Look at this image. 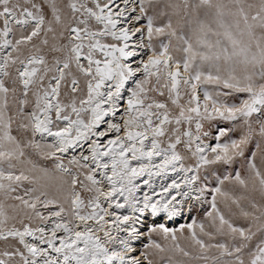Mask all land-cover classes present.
<instances>
[{
	"label": "snow or ice",
	"instance_id": "6c2138e0",
	"mask_svg": "<svg viewBox=\"0 0 264 264\" xmlns=\"http://www.w3.org/2000/svg\"><path fill=\"white\" fill-rule=\"evenodd\" d=\"M0 264H264V0H0Z\"/></svg>",
	"mask_w": 264,
	"mask_h": 264
},
{
	"label": "rangeland",
	"instance_id": "374dc122",
	"mask_svg": "<svg viewBox=\"0 0 264 264\" xmlns=\"http://www.w3.org/2000/svg\"><path fill=\"white\" fill-rule=\"evenodd\" d=\"M157 184H159V178H157ZM145 192H147V191H149V189L145 186L144 187V189H143ZM143 193H137V195H142ZM185 222H189V221H187V220H185V219H181L180 221H178V222H175V223H173V222H170L169 224H168V226L170 227V228H176V227H178V225H179V223H185Z\"/></svg>",
	"mask_w": 264,
	"mask_h": 264
},
{
	"label": "bare ground",
	"instance_id": "6f19581e",
	"mask_svg": "<svg viewBox=\"0 0 264 264\" xmlns=\"http://www.w3.org/2000/svg\"><path fill=\"white\" fill-rule=\"evenodd\" d=\"M72 154H73V153H71V152L69 153V155H72ZM76 154H78V153H76Z\"/></svg>",
	"mask_w": 264,
	"mask_h": 264
}]
</instances>
